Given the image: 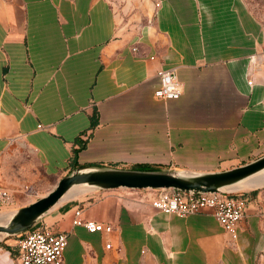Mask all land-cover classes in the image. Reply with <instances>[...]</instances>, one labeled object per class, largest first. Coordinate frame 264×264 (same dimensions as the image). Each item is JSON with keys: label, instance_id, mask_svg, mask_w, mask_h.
Returning a JSON list of instances; mask_svg holds the SVG:
<instances>
[{"label": "crops", "instance_id": "obj_1", "mask_svg": "<svg viewBox=\"0 0 264 264\" xmlns=\"http://www.w3.org/2000/svg\"><path fill=\"white\" fill-rule=\"evenodd\" d=\"M253 1L142 0L124 18L109 0H0V158L23 144L61 178L91 165L212 173L263 156ZM159 69L175 72L179 99L154 97ZM20 185L0 177L9 193ZM232 193L250 198L235 239L210 211L165 214L153 192L126 189L65 199L39 223L67 234L63 264H264V186ZM76 210L112 231L73 226ZM15 240L0 238V264H14Z\"/></svg>", "mask_w": 264, "mask_h": 264}, {"label": "water", "instance_id": "obj_2", "mask_svg": "<svg viewBox=\"0 0 264 264\" xmlns=\"http://www.w3.org/2000/svg\"><path fill=\"white\" fill-rule=\"evenodd\" d=\"M264 173V155L242 166L212 173L170 170L121 169L81 166L62 177L35 202L0 217V238L16 237L35 226L66 196L87 191L126 189L134 191L173 189L192 194H223L239 183ZM264 183L260 186L263 187Z\"/></svg>", "mask_w": 264, "mask_h": 264}, {"label": "built area", "instance_id": "obj_3", "mask_svg": "<svg viewBox=\"0 0 264 264\" xmlns=\"http://www.w3.org/2000/svg\"><path fill=\"white\" fill-rule=\"evenodd\" d=\"M135 50V49H133ZM159 85L154 91L158 100H177L183 92L182 84L175 72L159 69L156 72ZM1 169V158H0ZM146 191V190H143ZM153 192L150 205L153 210L178 217H188L203 211H210L223 230L236 238V228L242 220L250 203L245 195L192 194L177 190H148ZM10 194L0 187V204H7ZM259 214L264 217V200L259 205ZM73 226H82L89 233H110L112 227L81 218V211L76 210ZM16 248L12 255L14 264H63V253L67 246V234L55 232L42 223L15 237ZM106 247L109 248V245Z\"/></svg>", "mask_w": 264, "mask_h": 264}, {"label": "rangeland", "instance_id": "obj_4", "mask_svg": "<svg viewBox=\"0 0 264 264\" xmlns=\"http://www.w3.org/2000/svg\"><path fill=\"white\" fill-rule=\"evenodd\" d=\"M114 9L124 18H130L141 7L142 0H109ZM254 4L253 0H250ZM1 179H11L21 182L18 190L12 192L18 197L7 204H0V215L10 214L17 209L27 206L45 196L61 178H48L41 174V168L32 153L23 144L10 147L1 159ZM67 175V174H66ZM37 183H41V186ZM125 191V190H124ZM149 192L151 191H143Z\"/></svg>", "mask_w": 264, "mask_h": 264}, {"label": "bare ground", "instance_id": "obj_5", "mask_svg": "<svg viewBox=\"0 0 264 264\" xmlns=\"http://www.w3.org/2000/svg\"><path fill=\"white\" fill-rule=\"evenodd\" d=\"M263 183H264V173L258 175L257 177H254L248 181H245V182L239 183L233 187H230L227 190H231V191L247 190V189L260 187ZM76 196L77 195L66 196V197H64V199H62V201L65 199H68V198L76 197ZM1 216H4V215H0V217Z\"/></svg>", "mask_w": 264, "mask_h": 264}, {"label": "trees", "instance_id": "obj_6", "mask_svg": "<svg viewBox=\"0 0 264 264\" xmlns=\"http://www.w3.org/2000/svg\"><path fill=\"white\" fill-rule=\"evenodd\" d=\"M138 170H158L157 168H152V167H141V168H136Z\"/></svg>", "mask_w": 264, "mask_h": 264}]
</instances>
